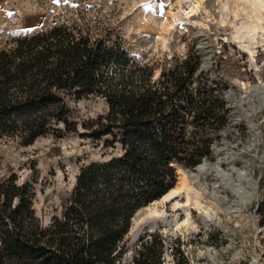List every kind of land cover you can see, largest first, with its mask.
Masks as SVG:
<instances>
[{
  "label": "trees",
  "instance_id": "obj_1",
  "mask_svg": "<svg viewBox=\"0 0 264 264\" xmlns=\"http://www.w3.org/2000/svg\"><path fill=\"white\" fill-rule=\"evenodd\" d=\"M96 27L64 22L0 48V138L29 146L48 134L80 135L101 146V158L81 166L62 216L47 225L33 184L15 174L0 181V264H123L134 215L174 187L177 166L212 158L229 122L218 82L203 77L197 57L155 77V65ZM70 95L100 97L107 111L81 131ZM163 247L159 233L145 232L131 264H163ZM174 264H189L178 249Z\"/></svg>",
  "mask_w": 264,
  "mask_h": 264
},
{
  "label": "rangeland",
  "instance_id": "obj_2",
  "mask_svg": "<svg viewBox=\"0 0 264 264\" xmlns=\"http://www.w3.org/2000/svg\"><path fill=\"white\" fill-rule=\"evenodd\" d=\"M255 2L258 6L251 0H0V48L55 24L89 22L97 25L95 35L110 41L120 37L138 62L155 65V77L191 55L200 60L203 77L218 82V92L230 109L229 122L217 133L220 139L206 163L219 162L236 182V171L247 172L253 186L247 189L256 196L247 208L241 207L220 180L207 178L210 194L220 185L230 213L236 207L242 210L239 216L217 211L218 225L212 217L205 226L198 211L184 203L185 191L178 197L179 209L173 211L171 202L160 207L159 215L164 212L170 225V234L160 223L155 229L164 246L163 264H174L177 249L189 264H264V216L259 212L264 200V0ZM67 103L80 128L107 111L105 100L93 95H70ZM207 136L215 138L216 133L209 131ZM100 158L101 146L80 135L48 134L29 146L2 137L0 181L15 174L19 184H33L34 208L47 225L54 216H62L81 166ZM188 194L194 202V192ZM203 202L212 206L207 196ZM187 212L189 229L182 234L175 222L183 221ZM145 232L141 227L136 241L128 240L123 264H131Z\"/></svg>",
  "mask_w": 264,
  "mask_h": 264
},
{
  "label": "bare ground",
  "instance_id": "obj_3",
  "mask_svg": "<svg viewBox=\"0 0 264 264\" xmlns=\"http://www.w3.org/2000/svg\"><path fill=\"white\" fill-rule=\"evenodd\" d=\"M251 3L254 6L257 5L256 4L257 2H255V0H251ZM233 171H235L234 168ZM177 172L179 174L177 185L174 188H172L161 199L155 201L154 203L143 209L142 213L137 218L138 220H140L142 219L143 216L149 217V216L158 215V219L161 222L160 224L164 227L165 234H170L169 231L170 225L163 217L164 212H162L163 214L159 215L158 212L159 208L164 207L165 204H167V202H171L173 211L179 209L181 207V202L178 199V197L181 195V192L183 191L187 193L184 203L186 205L191 204L190 206H192L194 210L196 209L198 211V213L205 221V226L209 225V219L212 217L215 219L216 224L220 223L218 222L219 215L217 212L219 210H224L227 213V215L233 214V216H239V214H242V210H240L239 207H236L232 211V213H230L229 209H232V207L227 206L229 203L227 201V198L222 197L221 194L219 193L218 188L220 187V185L218 184L215 185L214 188H216L217 190H214L211 194L208 192L209 187L206 183V180L209 177H213L214 179L216 178L220 180L224 187L228 188L231 192H233V194H235L238 197L240 201L239 204H241V207L247 208L246 206L248 202L256 196V192L252 193L249 192L247 189L248 186L252 184L251 178L247 172L236 171L238 176V181L236 182L232 179V177H230L229 174L223 171L221 164L219 162H217L216 164L203 163L202 165L198 166V168L195 171H184L182 169H179L177 170ZM190 191L191 192L193 191L195 194L194 202L191 200V196L188 194ZM205 196L210 198L212 202V206H208L203 202V198ZM190 216H191L190 213L187 212L186 218L183 221L175 222L177 223V230L180 233L183 234L185 233L186 230L189 229L188 226H189Z\"/></svg>",
  "mask_w": 264,
  "mask_h": 264
},
{
  "label": "water",
  "instance_id": "obj_4",
  "mask_svg": "<svg viewBox=\"0 0 264 264\" xmlns=\"http://www.w3.org/2000/svg\"><path fill=\"white\" fill-rule=\"evenodd\" d=\"M219 151H220V150H216V151L214 152L216 156H219ZM206 162H207V161H206V158H203V159H202V162H201L200 164H198L197 166H195L194 168H183V167H179V166H177V167H176L177 181H176L174 187L177 185V182H178V175H179V174H178L177 170H179V169H182V170H184V171L196 170V169L198 168V166H200L201 164L206 163ZM174 187H173V188H174ZM171 189H172V188H171ZM171 189H170V190H171ZM170 190H169V191H170ZM169 191H168V192H169ZM166 194H167V193H166ZM161 198H162V197H161ZM161 198H160V199H161ZM158 200H159V199H158ZM155 201H157V200H155ZM155 201H153V202L149 203L148 205L144 206L143 208L139 209V210L137 211V213L134 215V217L132 218L131 226H130V230H129L127 236H126V240H127V242H128V240H129V244H130V243H133L134 241H136V239L138 238V232H139V230L141 229V227H146L148 232L153 233V232L156 231L155 229H156V227L158 226V224L161 223L160 220H159L157 217H152V216H149V217H148V216H143L142 219H140V220L137 219L138 216H139V215L141 214V212L143 211V209H145L147 206L151 205V204L154 203ZM165 219H166V217H165ZM124 264H125V263H124Z\"/></svg>",
  "mask_w": 264,
  "mask_h": 264
},
{
  "label": "snow or ice",
  "instance_id": "obj_5",
  "mask_svg": "<svg viewBox=\"0 0 264 264\" xmlns=\"http://www.w3.org/2000/svg\"><path fill=\"white\" fill-rule=\"evenodd\" d=\"M54 2H57V0H54ZM161 7H163V5H161Z\"/></svg>",
  "mask_w": 264,
  "mask_h": 264
}]
</instances>
